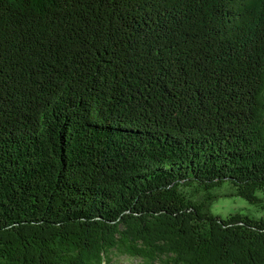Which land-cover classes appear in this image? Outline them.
<instances>
[{
  "label": "trees",
  "instance_id": "1",
  "mask_svg": "<svg viewBox=\"0 0 264 264\" xmlns=\"http://www.w3.org/2000/svg\"><path fill=\"white\" fill-rule=\"evenodd\" d=\"M225 183L264 209V0H0V264H264Z\"/></svg>",
  "mask_w": 264,
  "mask_h": 264
},
{
  "label": "rangeland",
  "instance_id": "2",
  "mask_svg": "<svg viewBox=\"0 0 264 264\" xmlns=\"http://www.w3.org/2000/svg\"><path fill=\"white\" fill-rule=\"evenodd\" d=\"M232 188L228 183L223 187L216 189L215 193L218 198L211 205L210 211L213 215L222 219H227L232 214H243L254 218H264V209L261 205H252L245 199L238 196L228 195ZM262 197V195H260ZM112 259L115 264H141L140 259L130 258L128 256L120 255L113 252Z\"/></svg>",
  "mask_w": 264,
  "mask_h": 264
}]
</instances>
